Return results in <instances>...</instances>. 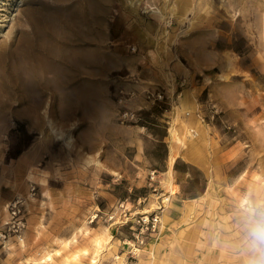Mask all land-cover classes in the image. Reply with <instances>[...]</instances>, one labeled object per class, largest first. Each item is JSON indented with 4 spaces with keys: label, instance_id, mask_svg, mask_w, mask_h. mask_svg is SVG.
Here are the masks:
<instances>
[{
    "label": "rangeland",
    "instance_id": "obj_1",
    "mask_svg": "<svg viewBox=\"0 0 264 264\" xmlns=\"http://www.w3.org/2000/svg\"><path fill=\"white\" fill-rule=\"evenodd\" d=\"M39 72L67 87L34 116ZM258 229L264 0H0V264H248Z\"/></svg>",
    "mask_w": 264,
    "mask_h": 264
},
{
    "label": "bare ground",
    "instance_id": "obj_2",
    "mask_svg": "<svg viewBox=\"0 0 264 264\" xmlns=\"http://www.w3.org/2000/svg\"><path fill=\"white\" fill-rule=\"evenodd\" d=\"M52 33V32H51ZM47 35V34H46ZM42 40H45V39H42ZM49 40V39H48ZM46 41V40H45ZM56 41V40H55ZM43 42V41H42ZM64 43V42H63ZM46 44H47V42H46ZM45 46V45H44ZM44 46H43V48H44ZM32 47V46H31ZM41 47V46H40ZM21 48V47H20ZM25 48H27L26 46H25ZM29 48V47H28ZM27 48V49H28ZM42 48V47H41ZM41 48H39V49H41ZM31 49H33V48H31ZM48 49V48H47ZM26 50V49H25ZM29 50H30V48H29ZM28 50V51H29ZM53 50V49H52ZM27 51V50H26ZM35 51V50H34ZM38 51V50H37ZM40 51V50H39ZM42 51H45V50H42ZM57 53V52H56ZM20 54H22V52L20 51ZM20 54L15 58L16 60H15V63L16 64H14L15 66H14V68H12V69H14V71H16L17 73L18 72H20L23 68H25V69H27V70H29V72L31 71V73L32 72H36V71H41L42 72V70H44V71H52V68H53V64L51 63V61H53V62H56V61H58V59H52L51 58V60H49V61H47L46 62V57H45V61H43V62H40L37 58L38 57H36V56H32V55H30V51H29V55H24V54H26V52L24 53V54H22L21 56H20ZM24 55V56H23ZM34 55V54H33ZM56 55V54H55ZM38 56H40V55H38ZM46 56V55H45ZM48 58V57H47ZM50 58V57H49ZM48 58V59H49ZM58 58V57H57ZM70 58V57H69ZM42 59V58H41ZM60 59V58H59ZM74 68L75 69H77V70H80V68L79 67H81L84 63H85V59H81L80 57L78 58V57H74ZM62 61V60H61ZM65 61V60H64ZM63 61V62H64ZM75 62H76V64H75ZM12 63V62H11ZM55 64V63H54ZM65 64H66V62H65ZM13 65V64H12ZM60 65V64H59ZM72 66V65H71ZM60 67H61V65H60ZM55 68V67H54ZM59 68V67H58ZM83 68V67H82ZM71 69V68H70ZM73 70V69H72ZM11 71V70H10ZM25 71V70H24ZM26 73V72H25ZM38 73V72H37ZM40 73V72H39ZM43 73V72H42ZM42 73H40L39 74V76L38 77H34L35 79H36V85L34 86V87H32V88H27V92H25V94L24 95H22L21 93V95L22 96H20V94L19 95H17V96H20V98H18V101L17 102H23L24 100H30L32 103V107H31V109H32V111H30V112H32V113H30V114H33L34 116H39L38 115V109H39V107H41L47 100V102H50L51 103V101H52V99L54 100V98H55V93L56 92H58L57 90H62L63 91V89H66V87L67 86H65L64 84H63V82L61 83H59V82H56L55 81V78L53 79H51V78H47L46 76H45V74H42ZM48 74V73H47ZM12 75V74H11ZM33 75V74H32ZM54 76V75H53ZM57 76H58V74H57ZM19 78V77H18ZM17 78V79H18ZM62 78H64L63 76H62ZM66 78H67V76H66ZM59 80V79H58ZM60 80H62V79H60ZM59 80V81H60ZM23 81V80H22ZM33 81V80H32ZM35 81V80H34ZM67 81V80H66ZM16 82V81H15ZM65 82V81H64ZM19 83V82H18ZM27 83V82H26ZM22 84H23V82H22ZM19 85V84H18ZM24 85V84H23ZM9 86V85H8ZM11 86V85H10ZM37 86V87H36ZM21 87V86H20ZM36 87V88H35ZM83 87V89H84V86H82ZM68 88H69V86H68ZM21 89H22V87H21ZM10 90H12V89H10ZM8 91V90H7ZM10 92V91H9ZM8 92V93H9ZM13 92V91H12ZM27 93V94H26ZM9 94H11V93H9ZM77 95H76V97H75V101H79L80 100V98L83 96V92H81V91H79L78 93H76ZM13 95V94H12ZM11 95V96H12ZM10 96V95H9ZM8 96V98H10ZM16 96V97H17ZM46 97V98H45ZM14 99H15V97H14ZM82 99H84V97L82 98ZM70 102L72 101V100H69ZM47 102H46V104H47ZM29 107V108H30ZM46 112V111H45ZM34 118V117H33ZM41 171V170H40ZM40 173V172H39ZM41 174V173H40ZM41 175H43V174H41ZM27 178L29 179V181L30 180H33V181H40V182H44V178L43 177H41L40 175H38V172H37V170L36 171H29L28 173H27ZM43 185H44V183H43Z\"/></svg>",
    "mask_w": 264,
    "mask_h": 264
},
{
    "label": "built area",
    "instance_id": "obj_3",
    "mask_svg": "<svg viewBox=\"0 0 264 264\" xmlns=\"http://www.w3.org/2000/svg\"><path fill=\"white\" fill-rule=\"evenodd\" d=\"M136 47L131 46V50L134 51ZM178 96V95H177ZM145 98L149 100L152 104L160 105V103L164 102V93L160 90H150L146 91ZM121 122H132L136 121V115L132 111L124 110L120 113ZM153 175V171L151 172ZM151 178H153L151 176ZM15 214V211H12ZM20 221L16 223V229L20 227ZM161 223V217L159 213L154 212L150 213V215H143L137 220V226L140 228V231H150V235L156 233L159 229ZM22 226V224H21ZM0 236H4L2 232H0ZM136 237H138V232L136 233ZM142 241V239H141Z\"/></svg>",
    "mask_w": 264,
    "mask_h": 264
},
{
    "label": "crops",
    "instance_id": "obj_4",
    "mask_svg": "<svg viewBox=\"0 0 264 264\" xmlns=\"http://www.w3.org/2000/svg\"><path fill=\"white\" fill-rule=\"evenodd\" d=\"M258 232L259 233L254 237L255 239L253 238L256 245L259 246V254H257L258 259L256 260V262L254 261L253 263H248V264H262L261 261L262 259H264V235L260 234L262 232L261 229H258ZM182 246L185 248V242L184 244H182Z\"/></svg>",
    "mask_w": 264,
    "mask_h": 264
},
{
    "label": "trees",
    "instance_id": "obj_5",
    "mask_svg": "<svg viewBox=\"0 0 264 264\" xmlns=\"http://www.w3.org/2000/svg\"><path fill=\"white\" fill-rule=\"evenodd\" d=\"M151 111H152V110H150V113H152Z\"/></svg>",
    "mask_w": 264,
    "mask_h": 264
}]
</instances>
